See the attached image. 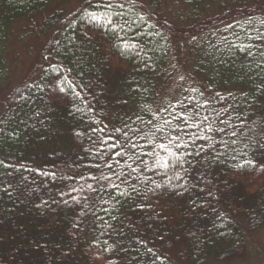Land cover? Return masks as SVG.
I'll list each match as a JSON object with an SVG mask.
<instances>
[{
	"label": "trees",
	"instance_id": "trees-1",
	"mask_svg": "<svg viewBox=\"0 0 264 264\" xmlns=\"http://www.w3.org/2000/svg\"><path fill=\"white\" fill-rule=\"evenodd\" d=\"M68 1L0 0V92L16 25L47 37L0 93V264L244 263L264 227V0Z\"/></svg>",
	"mask_w": 264,
	"mask_h": 264
},
{
	"label": "rangeland",
	"instance_id": "rangeland-1",
	"mask_svg": "<svg viewBox=\"0 0 264 264\" xmlns=\"http://www.w3.org/2000/svg\"><path fill=\"white\" fill-rule=\"evenodd\" d=\"M82 1L84 0H69L63 8L66 12L73 11ZM24 26H26L25 23L16 25L15 34L9 44L6 59L11 76L8 82L1 88L0 93L2 96H4L5 93H8V91L17 83L26 77L31 76L32 73L34 74V67L40 59V54L43 50V43L47 38L45 35L35 36V33H31V31L25 36V34L21 32V29ZM170 89L171 87L165 86L161 95L163 96L167 94ZM172 94L175 95L174 92H172ZM256 248L262 253L257 255L255 252ZM249 252V257L241 264H264V227L257 234L255 240L249 244Z\"/></svg>",
	"mask_w": 264,
	"mask_h": 264
},
{
	"label": "snow or ice",
	"instance_id": "snow-or-ice-1",
	"mask_svg": "<svg viewBox=\"0 0 264 264\" xmlns=\"http://www.w3.org/2000/svg\"><path fill=\"white\" fill-rule=\"evenodd\" d=\"M104 7H106V8H111V7H112V4H111V3H107V4L104 5ZM121 7H123V5H121ZM87 15H89V16L91 17L92 20H96V19H97L96 15H95L94 13H87ZM108 23H109V24L112 23L111 19L108 20ZM262 23H264V21H262ZM262 38H264V37H262ZM240 50H241V51H246L248 55H253V53L251 52L250 49L241 48ZM261 55H264V52H262ZM60 91H63V89H60ZM77 95H79V94L77 93ZM78 110H79V109H78ZM188 119H191V117H188ZM206 119H207V117H205V120H206ZM166 123H170V121H166ZM0 131H2V130H0ZM101 131H103V130L101 129ZM116 131L119 132L120 130L117 129ZM221 131H223V130H221ZM77 134L79 135V133H77ZM233 134H235V133H233ZM175 140H179V137H176ZM174 142H175V141H170V143H174ZM262 146H264V145H262ZM113 147H115V145H110V146H109V148H113ZM122 147H123V145H122ZM159 147H160L161 149H163L164 151H166L170 157H175L176 159H179L178 157L175 156V153H173V152L170 151V145H166V144L161 143V144L159 145ZM177 147H179V144H177ZM122 154H123V153H120V152L117 153V155H122ZM0 163H3V162L0 161ZM168 165H169V161H168V160H165L164 157H158V158L156 159V161H155V165H154V166H155V167H161V168H167ZM108 167L111 168V165H108ZM129 167H131V165H129ZM132 171L135 172L136 169H132ZM93 179H95V177H94ZM101 179H105V180H106V179H109V178H108V177H105V176H102ZM122 182H123V181H122ZM112 186H113V187H116V188L119 187V185H116V184H114V183H113ZM157 187H159V185H157ZM88 188L91 189V188H92V185H88ZM133 190L135 191L136 189L133 187ZM185 191H187V189H185ZM176 194H177V195H182L183 193H176ZM86 199H87V198H86ZM66 203H67V202H66ZM148 251L151 252L152 250L149 249Z\"/></svg>",
	"mask_w": 264,
	"mask_h": 264
}]
</instances>
